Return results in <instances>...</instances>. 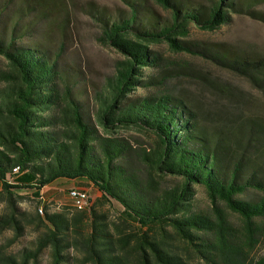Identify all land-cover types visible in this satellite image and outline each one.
I'll list each match as a JSON object with an SVG mask.
<instances>
[{"label": "trees", "instance_id": "16d2710c", "mask_svg": "<svg viewBox=\"0 0 264 264\" xmlns=\"http://www.w3.org/2000/svg\"><path fill=\"white\" fill-rule=\"evenodd\" d=\"M25 1L33 8L55 0ZM123 1L129 7L127 14L119 12L112 19L100 16L98 41L121 58L102 91L94 92L91 114L77 96L83 93H74L77 71L60 67L57 55L51 56L40 43L17 41L29 24L15 23L9 39L0 28V55L6 61V68L0 69V194L9 205V212L0 214V230L12 228L13 239L22 234L23 214L13 190L29 191L40 201L43 187H64L71 181L92 185L103 198L116 200L123 208V221L137 230L125 233L116 226L113 234L104 215L93 207L71 215L45 208L43 217L37 215L45 230L35 250L21 259L0 250V264H27L46 246L51 247V264H61L62 252L69 246L91 264H195L194 259L203 264H264V254L252 255L264 240V153L247 160L240 145L243 136L248 141L260 138L264 126L247 119L244 130L234 129L225 115L209 131L203 121L205 110L186 92L167 89L165 81L200 76V82L217 96L227 89L201 76L190 62L164 58L151 47L164 43L173 53L199 55L252 82L261 80L262 58L189 39L192 25L214 30L237 4L233 0H208L207 5L196 0ZM155 5L167 16L159 15ZM145 69L156 71L144 78ZM139 87L153 91L138 94ZM132 128L152 134L149 148L136 146L119 133ZM18 167L19 172L12 174ZM166 176L179 182L162 187ZM194 185L204 188L209 210L193 208ZM249 188L258 196L241 198ZM89 216L90 232L84 234Z\"/></svg>", "mask_w": 264, "mask_h": 264}, {"label": "rangeland", "instance_id": "374dc122", "mask_svg": "<svg viewBox=\"0 0 264 264\" xmlns=\"http://www.w3.org/2000/svg\"><path fill=\"white\" fill-rule=\"evenodd\" d=\"M196 2L207 5L208 0H196ZM235 10H229L228 20L214 30L200 29L192 25L190 27L189 39L201 44L226 49L231 53L245 54L246 56L264 60V0H233ZM151 5L154 3L151 1ZM24 0H0V28L6 30V38L11 37L12 26L17 23L21 27L29 24L27 33L18 36V42L40 43L51 56H56L60 67L67 70L77 71L78 84L74 93H83L78 96L84 101L85 110L93 111L94 92L102 91L105 80L114 72V63L121 55L109 46L99 43L98 36L101 31L102 20L100 16L106 15L112 19L120 12L127 14L128 5L123 0H55L53 4L42 7H29ZM156 8H158L155 5ZM156 12L161 16L167 13L160 8ZM160 51L164 58H176L191 63L196 70L210 80L212 84L223 85L227 89L221 96L215 95L206 88L199 77L187 78L185 76L168 77L167 89L186 92L193 97L204 110V124L209 131L216 129L217 122L225 116L232 121L234 129L244 130L247 119L255 121L264 126V71L260 74L261 80L252 82L247 76H242L213 61L199 55L188 53H173L168 50L164 43L151 46ZM6 68V61L0 55V69ZM69 68V69H68ZM144 75L155 73V69H145ZM1 84V82H0ZM153 91V88H137L138 94ZM194 103V105H195ZM219 124V123H218ZM229 130V129H228ZM231 130H229L230 132ZM120 134L128 137L136 146L149 148L152 143V134L145 130L132 128L126 131L120 130ZM244 137V138H243ZM242 151L244 159L257 157L264 153V133L260 138L248 141L243 136ZM264 166V165H262ZM264 170V169H263ZM13 178V177H12ZM9 177V179H12ZM179 179L166 176L162 181V187L174 186ZM71 186L49 185L42 189L43 200L38 201L29 191L13 190L16 197V207L21 215L22 234L13 239L14 231L8 227L0 230V250L2 254H9L21 259L22 254L34 251L39 234L45 230L38 221V216L43 217L45 208L49 213L68 212L69 215L76 210L88 206L85 201L72 202L68 200L66 189ZM72 187L84 188L91 200V207L97 214L104 215L107 228L117 234L116 226L123 229L125 233L136 231L134 224L123 221L120 216L122 206L111 198H103L101 193L92 185H74ZM194 195L192 205L197 210H209L210 200L205 190L200 185L193 186ZM1 191V190H0ZM258 193L248 189L240 197L250 199L257 197ZM42 206V213L37 208ZM88 209V210H89ZM9 212V205L3 195L0 194V214ZM230 218L235 220L234 215ZM91 217L85 220L84 234L90 232ZM71 239V238H70ZM177 246H182L176 240H172ZM264 254V240L262 239L252 251V255ZM62 255L64 259L61 264H91L83 262V254L74 247H66ZM192 257V256H191ZM193 259V258H192ZM195 264H203L194 259ZM51 247H44L34 259L30 257L27 264H51Z\"/></svg>", "mask_w": 264, "mask_h": 264}, {"label": "built area", "instance_id": "2783aa9c", "mask_svg": "<svg viewBox=\"0 0 264 264\" xmlns=\"http://www.w3.org/2000/svg\"><path fill=\"white\" fill-rule=\"evenodd\" d=\"M19 172V167L16 170H12V174H17ZM67 198L72 202L78 203V200H86L88 203V209L91 205L90 196L88 195L87 191L81 187H70L67 189ZM43 193L41 192L40 200H43ZM42 206H41V213H42Z\"/></svg>", "mask_w": 264, "mask_h": 264}, {"label": "crops", "instance_id": "0c3cea01", "mask_svg": "<svg viewBox=\"0 0 264 264\" xmlns=\"http://www.w3.org/2000/svg\"><path fill=\"white\" fill-rule=\"evenodd\" d=\"M74 185H77V184L75 182H72V181L69 183V186H71V187Z\"/></svg>", "mask_w": 264, "mask_h": 264}, {"label": "bare ground", "instance_id": "6f19581e", "mask_svg": "<svg viewBox=\"0 0 264 264\" xmlns=\"http://www.w3.org/2000/svg\"><path fill=\"white\" fill-rule=\"evenodd\" d=\"M17 169V168H16ZM78 201H83V202H85L86 200H78ZM39 212L41 213V207H39Z\"/></svg>", "mask_w": 264, "mask_h": 264}]
</instances>
